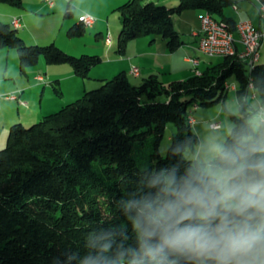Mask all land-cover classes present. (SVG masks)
<instances>
[{
    "label": "trees",
    "instance_id": "obj_1",
    "mask_svg": "<svg viewBox=\"0 0 264 264\" xmlns=\"http://www.w3.org/2000/svg\"><path fill=\"white\" fill-rule=\"evenodd\" d=\"M264 7V0H258ZM21 6L22 0H0ZM233 0H179L174 6L154 0H125L119 11L117 47L123 52L135 38L161 36L169 51L182 43L173 14L187 9L209 12L235 27L225 10ZM68 2L65 17L73 15ZM80 17V16H79ZM79 20L67 28L80 36ZM0 47L16 51L19 68L37 64H69L88 78L101 61L96 53L72 55L56 44H28L16 27L0 20ZM259 60V59H258ZM250 67L236 55L223 56L200 74L162 82L149 74L133 84L125 72L101 79L72 102L43 115L29 126L14 122L0 148V264H60L66 250H83V237L98 223L118 222L115 201L123 181L135 178L144 166L164 163L160 144L172 123L182 135L191 127V107L223 99L227 79L234 76L246 89L264 82V63ZM52 85L60 93L58 80Z\"/></svg>",
    "mask_w": 264,
    "mask_h": 264
},
{
    "label": "clouds",
    "instance_id": "obj_2",
    "mask_svg": "<svg viewBox=\"0 0 264 264\" xmlns=\"http://www.w3.org/2000/svg\"><path fill=\"white\" fill-rule=\"evenodd\" d=\"M241 81L164 163L123 181L118 222L98 223L60 264H264V82Z\"/></svg>",
    "mask_w": 264,
    "mask_h": 264
},
{
    "label": "crops",
    "instance_id": "obj_3",
    "mask_svg": "<svg viewBox=\"0 0 264 264\" xmlns=\"http://www.w3.org/2000/svg\"><path fill=\"white\" fill-rule=\"evenodd\" d=\"M124 1L125 0H104L107 7H111L113 9L118 7ZM165 1L166 0H158L157 3L166 5ZM173 1L176 2H173L174 4H171L172 6L176 5L179 0H173ZM233 1H234L233 6H230L229 10L226 9L225 14L233 18L235 22L239 20L249 19L261 32H264V10H261V4L259 3V1L255 0L256 3L251 2V0H233ZM23 2L24 1L22 0V4ZM238 2L240 5H238ZM40 5L42 6L47 5L46 7L52 8L53 2L52 5H50L45 0H42V4L39 3V6ZM11 6L13 7H3L5 14L12 15L9 19L5 20V22H8L14 27H16L19 35L26 42L28 41L27 37H29L27 35L28 21H31L34 15L32 14V12L26 9V6H24V4L21 6H14V5ZM40 9L43 8L40 7ZM83 11L84 12L80 13L79 16L85 15L86 13L89 14L92 13L91 10L88 8H84ZM196 13L199 14L200 17L204 14L203 11H197ZM14 17L15 19H18V26H15L12 23ZM24 22H26L27 25L25 26L26 28L22 29V27H24L23 25ZM199 26L200 23L198 24L196 29H198ZM88 27L90 29H94L96 31L95 33L100 35L101 39H103L104 38L103 35L107 33V36L109 37L108 40L110 43L108 45L109 47H107L108 49L105 51L104 58L101 56V54H99L98 51L93 52L101 57V61L97 65L92 67V69L89 72V77H92L93 78L92 80L94 81L110 78L119 72H125L126 75H128L130 82L133 84L139 83L142 80V78L148 76L149 74H157L158 78L162 82L167 83L171 80L184 79L190 75H193V69H192L193 67L191 62L188 60L189 57H194L199 59V65L201 62H205L198 56L200 54V51L198 50V38L192 35L193 30L191 31V35H190L192 37V41L186 43L184 42V40H182L183 43L173 51H169L166 45H159L158 47L153 48L151 46L152 44L151 42L156 40V36H152V37L144 36V37H139L142 38L139 40H143V41H139L140 43H128L124 51L119 52L116 43L117 41H116L115 30L110 31L108 27L105 30L103 29L102 25L100 23H97L96 21H94V23ZM146 38H150L149 41H146L147 40ZM135 40H138V38L132 41ZM129 44H134V45L139 44V45H137L138 46L137 49L132 53L130 49H128ZM261 45L262 43L260 42L258 53L260 51ZM10 55L15 56V51H12L11 48H7L6 51H3V49L0 47V59L1 60L3 59V63H1L2 66L0 67V118L2 119L1 123L4 127L6 126L8 128L14 122H20V123L35 122L39 120L43 115L58 110L61 106L65 105V103L72 102L77 97H79L85 90L89 89V87H94L92 84L90 86L89 85L90 83L85 82L87 78L79 77L80 78L79 79L77 75L74 73L72 67L51 68L47 65L46 67H44L43 64L39 63L37 67H30V68L26 67L23 70H20L18 61H17L18 63L16 62L14 66V58H13V64L9 69L8 59ZM131 66L137 68V73L133 74L130 72ZM41 68L45 69L44 75H46L47 78L40 74ZM50 72L53 74V76L50 74ZM61 72L66 73V76L69 77L70 80H72L70 86L72 87L71 89H73L74 92H72L70 95H67L66 97V95L61 90L60 91L62 92L61 95L65 96L62 99L55 98L49 104L46 103V105L44 106L40 104L39 109H35L34 106L30 105V107L26 108V110L28 111L21 110L22 108L19 107L21 101L28 105L32 103L33 104L42 103V99L44 98L43 95L47 87L46 83L48 81H51L52 84L55 80H58V85L59 87L62 88L63 84L60 83L61 76L59 74ZM178 73L181 74H179V76H176V74ZM23 76L25 78L21 80L20 77ZM38 76L42 77V79L39 80ZM31 80L39 81L42 84L40 90V97L38 98H36L35 95L31 96V94L35 92L38 88V86L32 83ZM232 88L235 90V84ZM10 93L17 94V99L7 98V96ZM56 97L59 98V95ZM195 122L196 119L193 118V121L191 122L192 129H193V125H195Z\"/></svg>",
    "mask_w": 264,
    "mask_h": 264
},
{
    "label": "rangeland",
    "instance_id": "obj_4",
    "mask_svg": "<svg viewBox=\"0 0 264 264\" xmlns=\"http://www.w3.org/2000/svg\"><path fill=\"white\" fill-rule=\"evenodd\" d=\"M23 4L24 6H26V9H28V11L32 12V14L34 15V17L32 18L31 21H28V36L27 40L25 43L30 42L28 44H39V45H46L49 43H54L57 46H59L60 48H62L64 51H66L69 54L72 55H76L79 56L80 54H91L95 51H98L99 54H101V56L104 58L105 56V51L108 49L107 47H109L108 45L109 40H108V36L107 33H105L103 36L104 38L101 39L100 35L96 34L94 29H90L87 25L85 26V31L82 35L80 36H68L67 35V28L73 24L74 22L78 21V16L80 13H83L84 8H88L91 10V14L86 13L87 15H90L91 17L94 18V20L97 23H100L103 27V29L106 30V28L108 27V29L111 30H115V34H116V41H117V36H118V32L120 30V18H119V11L115 8H111V7H107L106 3L104 2V0H51L53 2V7L52 8H48L45 5H40L39 3L42 4V0H23ZM37 1V2H36ZM70 2L73 7V15L70 17H65L64 16V12L66 9V4ZM155 2H158V0H155ZM167 6H172L171 4H174L173 2L176 1H170V0H166L165 1ZM251 2L256 3V1L251 0ZM22 4V5H23ZM238 5L239 2H238ZM3 7H13L10 4L7 3H2L0 2V20L5 22V20L9 19L12 15L10 14H5ZM40 7H42L43 9H40ZM229 10V7L227 8ZM108 10V11H107ZM227 10V11H228ZM197 11H201V10H196V9H187L184 10L181 13H175L173 14L172 18H173V24L174 27L179 31L181 39L184 40V42L189 43L192 41V37L191 35V31L196 29L198 24L200 23V15L197 14ZM105 12V13H104ZM15 18V17H14ZM13 18V19H14ZM24 27L27 25L26 22H24ZM20 30V28H19ZM104 30V31H105ZM106 32V31H105ZM264 33V32H262ZM107 37V38H106ZM144 37V36H143ZM151 37V36H150ZM106 39V40H105ZM137 39V38H135ZM142 38H138V40L135 41H130L129 43H140L139 41H143V40H139ZM146 41H149L150 38H146ZM105 42V43H104ZM117 43V42H116ZM148 43V42H147ZM151 46L153 48L158 47L159 45H166L164 44L165 42L162 40L161 36H156V40H154L153 42H151ZM262 45L260 47V51H259V63H264V36H262V41H261ZM137 45L139 44H129L128 49H130V51L133 53L136 49H137ZM127 46V45H126ZM3 51H6L7 48H2ZM12 51H15V49L11 48ZM202 60H204L205 62H201L199 65V69L200 71L204 70L207 66L212 65V64H216L217 62L221 61L222 57L220 56H214V57H208L203 55L201 52L198 55ZM16 57V58H15ZM13 58H14V66L16 64V62L18 61L17 56H16V51H15V56L10 55L9 56V69L11 67V65L13 64ZM12 62V63H11ZM1 63H3V59H0V67L2 66ZM18 63V62H17ZM39 63L43 64L44 67L49 66L51 68H56V67H69L71 68V66L69 64H47L43 58V56H41L39 58V61L37 62V64L32 65V66H28L27 68L30 67H37L39 65ZM250 66V65H249ZM132 67V66H131ZM130 67V70H131ZM251 67V66H250ZM40 74L42 76H45L47 78L45 74V69L41 68L40 69ZM50 74L53 76V74L50 72ZM60 74V83L63 84L62 88L59 87V91L62 90V92L66 95H70L73 91V89H71L72 87L70 86V83L72 82V80L69 79V77L66 76V73L61 72ZM178 73L176 74V76H179ZM50 75V76H51ZM128 76V75H127ZM79 78V76H77ZM25 77H20V79H24ZM177 78V77H176ZM80 79V78H79ZM92 77H89L85 80V82L90 83L89 85L91 86V84L94 87H89V89L87 90H91L94 88H97L100 86V80H92ZM63 80V82H62ZM99 81V82H97ZM32 83H34L35 85L38 86L37 90L35 92H33L31 94V96H34L36 98L40 97V90H41V82L36 81V80H31ZM139 82V81H138ZM96 83V85H95ZM235 84V79L234 76H230L227 79V89L225 91V95L224 97L230 96L235 90L232 88ZM46 91L43 95V99H42V103H32V104H20V108H22L21 110H26V108L31 106H34L35 109H39L40 104L41 105H46V103H50L53 99H62L63 95H61L62 92H57L54 89V85L51 84V81H48L46 83ZM67 93V94H66ZM69 93V94H68ZM11 94V93H10ZM9 94V95H10ZM17 95V94H16ZM59 95V98H57L56 96ZM8 97V96H7ZM223 97V98H224ZM17 99V96H16ZM41 102V100H40ZM67 104V103H65ZM214 104V103H213ZM213 104L210 105H199L196 107H191L190 110V116L193 117L194 119H196L195 125H193V129L196 130L195 132L199 131L201 128L202 123L207 120L210 116V114H212L214 112V106ZM25 106V107H23ZM28 111V110H26ZM2 119L0 118V148H3L5 146V141H6V134L8 132L9 127L7 128L6 126L4 127L1 123ZM36 122V121H35ZM33 122L30 123H21L24 126H29L30 124H32ZM174 131V126L172 123H168L166 128H165V132L163 135V138L161 140V144H160V152L162 155H164V149L166 148V146L169 143V136L171 135V133Z\"/></svg>",
    "mask_w": 264,
    "mask_h": 264
},
{
    "label": "built area",
    "instance_id": "obj_5",
    "mask_svg": "<svg viewBox=\"0 0 264 264\" xmlns=\"http://www.w3.org/2000/svg\"><path fill=\"white\" fill-rule=\"evenodd\" d=\"M52 5L51 0H45ZM264 10V7H261ZM79 20L86 26L94 23V18L90 15H81ZM15 26H18V19L12 20ZM192 35L198 38V50L203 51V55L208 57L214 56H228L236 55L243 58L247 63L250 60L259 59V46L261 42L262 33L249 19L239 20L235 23L233 30H230L227 24L223 21L217 20L209 12H205L200 17V26L198 29L192 31ZM188 60L192 64L193 73L200 71L199 59L189 57ZM131 73H137V68L132 67ZM41 80L42 77L38 76ZM9 99H16V97H7ZM25 104L24 102H20ZM190 122L193 117H189Z\"/></svg>",
    "mask_w": 264,
    "mask_h": 264
},
{
    "label": "bare ground",
    "instance_id": "obj_6",
    "mask_svg": "<svg viewBox=\"0 0 264 264\" xmlns=\"http://www.w3.org/2000/svg\"><path fill=\"white\" fill-rule=\"evenodd\" d=\"M205 13V12H204ZM13 23V22H12ZM202 54H203V51H200ZM197 59V58H196ZM243 59V58H242ZM255 61H257V60H250L249 62H248V64L250 65V66H252L253 65V63L255 62ZM131 72V71H130ZM196 74H200V71H198V72H196ZM17 95L16 94H10V95H8V97H16Z\"/></svg>",
    "mask_w": 264,
    "mask_h": 264
}]
</instances>
